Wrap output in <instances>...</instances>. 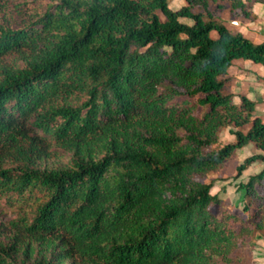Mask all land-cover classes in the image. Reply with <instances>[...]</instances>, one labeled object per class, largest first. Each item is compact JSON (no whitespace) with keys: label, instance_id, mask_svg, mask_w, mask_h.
Wrapping results in <instances>:
<instances>
[{"label":"trees","instance_id":"1","mask_svg":"<svg viewBox=\"0 0 264 264\" xmlns=\"http://www.w3.org/2000/svg\"><path fill=\"white\" fill-rule=\"evenodd\" d=\"M8 1L0 207L22 213L11 222L21 239L0 241V264L239 260L245 239L264 229V167L236 184L245 217L211 191L208 173L248 142L262 152L238 163L233 179L264 161V121L250 99L232 101L224 77L234 59L264 65V41L228 29L210 0L175 9L168 0H24L18 25L4 19ZM244 1L264 5L230 8L254 17ZM226 126L234 140L220 143ZM57 150L66 161L47 164Z\"/></svg>","mask_w":264,"mask_h":264},{"label":"rangeland","instance_id":"2","mask_svg":"<svg viewBox=\"0 0 264 264\" xmlns=\"http://www.w3.org/2000/svg\"><path fill=\"white\" fill-rule=\"evenodd\" d=\"M24 0H9L8 4H10V7L6 8V11L4 13V19H7L10 24L18 25L21 23L25 16V12L27 13L28 10L23 5ZM185 0H168V5L170 8H178L182 4H184ZM245 2V1H244ZM231 3L232 0H215V1H209L208 7L211 11L213 16H216L220 19H222L226 25L231 30H237V26L239 23L241 25H246L245 27L248 28L249 32H252L253 28L252 22L256 16L254 17H245L242 15V12L239 7H235L231 9ZM246 3V2H245ZM255 3V2H254ZM254 3H246V8L251 12L253 15L251 8L253 7ZM20 4L16 9H12L14 5ZM39 6H34V8H38ZM11 8V9H9ZM32 12H35L34 10ZM234 21H238V23H235ZM250 22V26L248 25ZM8 58H5V61H7ZM229 126H226L224 128L225 131H227V128ZM230 129L228 132L230 135L232 133ZM228 136V133H218V141L222 140L224 136ZM222 143V141L220 142ZM67 154L65 152H62L61 150H57V153H50V157L46 158L45 162L49 165H58L63 161H66ZM233 158V156H232ZM241 162V161H240ZM14 166L15 163L13 162H5L3 163L4 167L8 166ZM237 165L236 159H229L225 165L220 168L217 171H210L208 173L209 178L213 179V187L211 189L212 192H217L219 196L222 198L221 202L229 207L230 209H235L239 211L238 213L245 217V215L239 210L238 202L235 201L237 197V193L235 191L236 184L238 180H245L246 177L243 176V179L241 177L237 179H233V175L235 173V166ZM208 178H204V180H207ZM253 210L251 209L250 212ZM22 213V208H18L15 204L6 205L5 203L0 207V241H3L5 243H12L13 240H16L18 242L21 237L14 236L16 231L14 230V227L12 226V220H16L19 215ZM21 258L24 256L22 254ZM219 254L214 255V260L219 261L220 263L224 264V261L221 260L224 259L222 256L219 257ZM240 259L233 261V264H257L261 258L264 260V229L258 230L254 232V235L248 237L243 242L242 246V252L239 253ZM259 258V259H258ZM258 260V262H257ZM68 264H74L73 261H68Z\"/></svg>","mask_w":264,"mask_h":264},{"label":"crops","instance_id":"3","mask_svg":"<svg viewBox=\"0 0 264 264\" xmlns=\"http://www.w3.org/2000/svg\"><path fill=\"white\" fill-rule=\"evenodd\" d=\"M252 12L256 18L252 22V32H249L246 25L237 26V30L246 38L250 39L253 42L264 41V5L255 2L251 8ZM238 23V21H234ZM249 22V26H250ZM228 28V27H227ZM229 29V28H228ZM228 79V88L227 92L232 94V101L235 104L240 102V96H245L247 99H250L254 103V113L258 115L262 121H264V65L261 63L253 62L249 59H234L232 65L228 68L227 73L224 75ZM226 129V128H225ZM230 129H234L232 126L227 128V131L224 129L221 130V133H228V136H224L222 143L231 142L234 140V135H230L228 132ZM244 130V127H242ZM262 152L259 148L256 147L252 142H248L240 148L234 150L233 159L237 160V164L240 163L245 157L249 156L252 153ZM262 167H264V161H256L249 165L241 174V178L247 177L248 175L257 172ZM259 259V258H258ZM257 264H264L262 258Z\"/></svg>","mask_w":264,"mask_h":264}]
</instances>
